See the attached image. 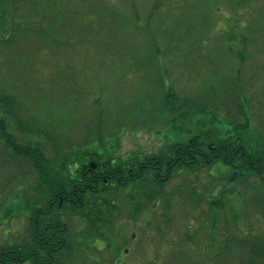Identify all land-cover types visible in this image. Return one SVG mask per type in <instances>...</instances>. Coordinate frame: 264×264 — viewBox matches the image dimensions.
<instances>
[{
  "label": "rangeland",
  "instance_id": "obj_1",
  "mask_svg": "<svg viewBox=\"0 0 264 264\" xmlns=\"http://www.w3.org/2000/svg\"><path fill=\"white\" fill-rule=\"evenodd\" d=\"M155 1L162 6L149 32L157 40L156 49L166 58L157 59L158 55L149 50H142L144 54L137 51L140 44L152 42L149 34L97 30L104 25L99 16L109 7L124 18L133 16L138 21L133 13L135 6V13L143 21ZM240 1L0 0V82L24 103L25 116L52 130L61 144L80 143L87 131L94 136L101 130L118 156L161 149L174 133L173 124L183 126L186 132L179 137L185 140L195 127L210 123L213 112L229 120L236 118L235 84L257 131L250 135L264 136V20H260L264 0H248L243 9ZM208 4L216 14L205 23L198 10ZM105 16L112 19L111 14L105 12ZM176 16H184L197 29H204L191 30L190 36L188 30H179L178 39L183 40L176 37L170 44L171 30L165 29L162 17ZM236 19L244 20L241 32L257 42L247 46L242 62L228 53L230 46L243 48L240 38L231 44L226 40L237 32L229 30ZM115 22L122 25L121 16ZM28 24L34 29H26ZM169 89L201 110L192 107L190 112L183 111L189 117H182L185 119L165 115L160 108ZM3 159L0 246L21 241L27 235V219L20 212L25 200L12 197L22 190L19 188L25 179L20 176L15 180L12 174L19 175L17 169L8 162L3 167ZM223 167L218 162L213 171L205 168L195 174L178 175L168 184L160 203L149 205L136 218L122 219L110 237L113 243L105 245L103 238L81 243L85 252L79 246L81 254L68 264H114L113 252L118 258L115 264H240L233 255L222 253L220 245L222 235L239 231L232 221L234 207L241 208V218L246 217L241 221L243 229L264 237V227L258 217L245 215V210L253 208L255 191H250L248 202L242 201L238 192L248 191L230 183L223 189L235 193L223 196L225 208L219 210L210 203L214 200L217 205L224 181L221 177L229 174ZM6 176H12L8 185L3 183ZM120 205L127 216L128 204ZM78 223L74 218L73 231Z\"/></svg>",
  "mask_w": 264,
  "mask_h": 264
},
{
  "label": "trees",
  "instance_id": "obj_2",
  "mask_svg": "<svg viewBox=\"0 0 264 264\" xmlns=\"http://www.w3.org/2000/svg\"><path fill=\"white\" fill-rule=\"evenodd\" d=\"M215 1L226 3L227 0ZM248 2L242 0L239 4L243 9ZM161 4L155 1L143 21L135 13V6L133 13L138 21L133 19V16L124 18L116 9L109 7V10L102 12L103 16H99L102 17L104 25L99 26L97 30H135L138 34H149L152 41L149 45H152L140 44L137 51L144 54L142 50H149L158 55L157 59L166 58L165 53L156 49L157 40L149 32L153 30ZM202 9L198 10V15L203 16L207 23L208 19L216 14V10L211 4ZM105 12L111 14L112 19H105ZM119 16L122 18V25L120 23L118 26L115 20ZM260 18L264 20V14L260 15ZM162 19L165 29L171 30L170 44L180 36L179 30H188L190 36L191 30L204 29H197L196 24L186 21L184 16ZM234 21L229 30L237 32L228 35L226 40L231 44L239 37L243 48L239 50L230 46L228 53L242 62L247 46L255 41L241 32L244 29V20ZM30 25L25 28L33 30L34 26ZM200 26L205 27V24L200 23ZM20 27L16 30H20ZM138 52L136 56L139 57ZM2 84L0 82V158H4L3 167L8 162L17 169L19 175L12 174L15 180H20V176L25 179L20 188H15L22 189L23 195H18L17 193H21L18 191L16 196L13 194L12 197H18L19 201L25 200V208L20 212L24 213L27 219V235L21 241L0 246V264L71 263L73 258L81 254L78 252L79 246L85 250L81 243L101 241V238L106 241L105 245L110 241L113 243L110 237L122 219L136 218L149 205L160 203L168 184L175 177L188 172L195 174L205 168L213 171L218 162L224 165L223 168H228L225 169L229 174L221 177L224 181L221 182V196H216L217 205L214 200L210 203L223 210V196L230 197L235 193L233 190L223 189L230 183L234 186L239 184L242 190L248 191L238 192L242 201L248 202L250 191L251 194L255 191L257 196L252 200L253 208L245 210V215L258 217L262 222L261 227H264V136L250 135L251 132L257 131L252 124L253 118L248 112V105L244 103L241 90H238L236 84L235 93L231 91L236 98V118L229 120L213 112L211 122L195 127L185 140L179 137L186 132H183V126L177 127L173 124L174 133L172 137H167L161 149L150 154L131 153L122 156L117 155L113 145L108 141L106 143L101 130H97L94 136L87 131L80 143L61 144L52 130L25 116L24 103L19 100L14 90L7 89ZM164 96L160 109L165 115L177 119L189 118L183 112H190L194 107L188 99L180 100L170 89ZM199 110L201 108L194 107V111ZM48 148L50 150H47ZM29 179L32 181L27 186ZM11 181L12 176H6L3 183L8 185ZM122 203L128 204L127 216L123 214L120 205ZM233 212L232 221L241 232L235 230L228 235H222V253L233 255L234 261L239 259L240 264H264V237L255 233L256 231L243 229L241 221L246 217L241 218L240 207H234ZM74 218L79 219V227L75 231L71 225ZM229 220L225 218V221ZM113 255L115 264L118 258L115 252Z\"/></svg>",
  "mask_w": 264,
  "mask_h": 264
}]
</instances>
